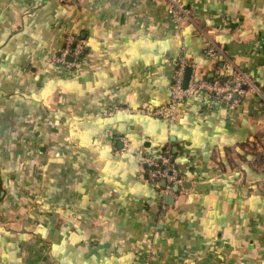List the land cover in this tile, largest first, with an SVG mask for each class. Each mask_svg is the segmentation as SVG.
Listing matches in <instances>:
<instances>
[{
	"label": "crops",
	"instance_id": "obj_1",
	"mask_svg": "<svg viewBox=\"0 0 264 264\" xmlns=\"http://www.w3.org/2000/svg\"><path fill=\"white\" fill-rule=\"evenodd\" d=\"M181 3L178 29L162 0H0V264H264V0ZM180 57L250 89L135 113L169 103ZM168 147L174 195L141 163Z\"/></svg>",
	"mask_w": 264,
	"mask_h": 264
},
{
	"label": "built area",
	"instance_id": "obj_2",
	"mask_svg": "<svg viewBox=\"0 0 264 264\" xmlns=\"http://www.w3.org/2000/svg\"><path fill=\"white\" fill-rule=\"evenodd\" d=\"M162 1L173 25L180 29L189 17L181 0ZM206 47L208 56H213L216 53V49L211 44L208 43ZM82 51V43L78 42L75 37L68 36L65 39L63 49L59 55L52 58L51 62L71 71L79 67ZM68 58H71V61H68ZM187 67L192 69V73L187 86L184 88L183 76ZM249 84L248 77L238 70H232L230 63H225L224 73L221 76H216L213 79L196 77L193 75L192 64L188 63L184 57H180L171 78L169 103L154 109L142 108L135 111V113L150 118L168 120L172 118L180 103L197 95H204L221 103L236 105L238 102L236 98H241L247 93L250 89L247 88ZM109 113L112 114L113 111ZM170 157L168 147L163 151L161 158L146 157L141 160V163L144 166L143 174L147 182L157 185L159 182L164 181L166 184L164 191L169 195H174L176 194L174 188L178 187L179 190L183 185V179L170 163Z\"/></svg>",
	"mask_w": 264,
	"mask_h": 264
},
{
	"label": "water",
	"instance_id": "obj_3",
	"mask_svg": "<svg viewBox=\"0 0 264 264\" xmlns=\"http://www.w3.org/2000/svg\"><path fill=\"white\" fill-rule=\"evenodd\" d=\"M68 61H71V58H68ZM192 73V69L190 67H187L184 71V76H183V87L185 88L189 82L190 76ZM236 98V96H234ZM164 183V181H162ZM178 192V187L174 188V193Z\"/></svg>",
	"mask_w": 264,
	"mask_h": 264
},
{
	"label": "trees",
	"instance_id": "obj_4",
	"mask_svg": "<svg viewBox=\"0 0 264 264\" xmlns=\"http://www.w3.org/2000/svg\"><path fill=\"white\" fill-rule=\"evenodd\" d=\"M82 56V55H81ZM81 58V57H80Z\"/></svg>",
	"mask_w": 264,
	"mask_h": 264
}]
</instances>
